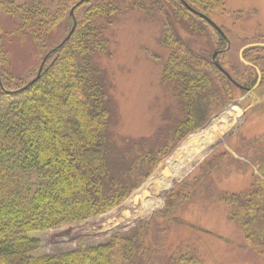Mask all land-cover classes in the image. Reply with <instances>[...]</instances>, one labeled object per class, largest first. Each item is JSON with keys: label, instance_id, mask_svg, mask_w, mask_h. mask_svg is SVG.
I'll return each mask as SVG.
<instances>
[{"label": "trees", "instance_id": "trees-1", "mask_svg": "<svg viewBox=\"0 0 264 264\" xmlns=\"http://www.w3.org/2000/svg\"><path fill=\"white\" fill-rule=\"evenodd\" d=\"M16 1L0 4L17 22L7 37L29 38L39 50L43 69L39 79L23 89L32 79L7 74L1 67L7 56L0 46V264H114L116 253L131 264L143 253L142 227L130 237L115 234L106 243L54 255L43 252L45 233L101 217L122 204L187 134L204 126L234 100V91L242 89L212 61L194 53L175 34L166 11L157 8L164 17L160 43L168 51L161 61V82L170 86L182 117L165 132L160 130L151 143L121 138L123 147L118 149L110 129L113 109L105 77L94 59L106 53L107 33L122 11L120 4L128 0H57L54 7L38 0L14 6ZM164 1L192 33L213 32L218 39L216 59L225 57V39L182 4L208 17L225 12V0ZM66 13L64 34L57 41L52 33L60 30ZM74 20L73 33L60 45ZM3 34L0 26V41ZM263 50L246 48V70L239 73L227 70V62L218 63L249 88L258 73L264 77V58L259 55ZM248 147L257 170L250 190L223 199L229 220L238 223L250 249L263 254L264 134ZM169 264L202 263L193 251L177 248Z\"/></svg>", "mask_w": 264, "mask_h": 264}, {"label": "rangeland", "instance_id": "rangeland-1", "mask_svg": "<svg viewBox=\"0 0 264 264\" xmlns=\"http://www.w3.org/2000/svg\"><path fill=\"white\" fill-rule=\"evenodd\" d=\"M11 1L0 0V4ZM38 1L47 7L57 2ZM120 8L107 33L110 45L106 53L94 59L105 77L113 109L110 129L118 149L123 147L121 138L151 143L160 130L165 132L182 117L170 86L161 82V61L168 51L160 43L164 17L157 12L159 8L166 11L175 34L194 53L212 61L213 53L218 52L213 32L206 29L203 34L192 33L164 0H128ZM225 10L208 16L229 43L225 57L215 60L227 62V70L239 73L246 70L240 51L264 44V0H225ZM66 22L67 13L60 30L52 33L58 35L57 41L64 34ZM0 26L4 33L0 46L7 56L1 67L13 77L33 79L40 66L39 50L26 36L7 37L17 28V22L4 14L1 5ZM259 55L264 58V50ZM263 134L264 77L260 75L255 89L234 91V100L204 126L187 134L122 204L101 217L45 233L43 252L54 255L79 246L103 244L115 234L130 237L142 227L143 253L131 264H169L177 248L193 251L202 264H264V253L253 252L238 223L229 220L223 199L250 190L252 174L257 170L248 146ZM207 135L210 141L204 153L189 151L203 145ZM183 162L187 163L183 174L171 178L173 165ZM113 263L125 264L118 253Z\"/></svg>", "mask_w": 264, "mask_h": 264}, {"label": "water", "instance_id": "water-1", "mask_svg": "<svg viewBox=\"0 0 264 264\" xmlns=\"http://www.w3.org/2000/svg\"><path fill=\"white\" fill-rule=\"evenodd\" d=\"M184 8H186L188 11H190L191 13H193L194 15L200 17L201 19L205 20L223 39H225L226 41V44H227V47H226V50L228 49V46H229V43H228V40L226 39V36L224 35V33L222 32V30L216 26L208 17H206L205 15L201 14V13H198L196 12L195 10H193L192 8H190L186 3L182 2ZM70 16L73 17V10L70 11ZM75 26H76V22L74 20V23H73V26L71 28V30L69 31V33L67 34V36L64 38V40L60 43V45H63V43H65L69 37L71 36V34L73 33L74 29H75ZM253 47V46H263L264 47V44H255V45H249L245 48H243L240 53H239V56H240V60L246 65L247 63H245L242 59V53L243 51L248 48V47ZM218 52H214L213 55H212V63L214 64V66L221 72L223 73L226 78L232 83L234 84L235 86H237L238 88L246 91V92H250L252 91L253 89L256 88V86L258 85V82L260 80V74L258 73V77H257V82L256 84L251 87V88H245V87H242L240 86L237 82H235L231 76L220 66V64L218 63V61L215 60L216 56H217ZM42 69H43V61L41 62L40 66H39V70H38V73L37 75L35 76V78H33L26 86L23 87V89H25L26 87L34 84L40 77L41 75V72H42Z\"/></svg>", "mask_w": 264, "mask_h": 264}, {"label": "bare ground", "instance_id": "bare-ground-1", "mask_svg": "<svg viewBox=\"0 0 264 264\" xmlns=\"http://www.w3.org/2000/svg\"><path fill=\"white\" fill-rule=\"evenodd\" d=\"M224 117V116H223ZM220 121V123H221V120H219ZM218 120H217V123L219 122ZM205 138V140H203V145L202 144H200L201 146H199L198 147V149H197V146H195V147H193V148H191V149H189V151H191V150H193V153H196L197 151H199L198 153H204V150L206 149L205 148V146L208 144V142L207 141H210L209 140V136L207 135L206 137H204ZM189 153V152H188ZM204 155V154H203ZM195 156V154H193L192 155V157H194ZM181 163V162H180ZM174 164L173 165V170H172V173H171V178L172 177H175V178H179L182 174H183V172H184V170H185V168H186V166H187V163L186 162H183L182 164ZM168 185H165L164 186V188H166ZM147 205L149 204V203H146ZM145 204V205H146ZM147 205L145 206V208H148L147 207Z\"/></svg>", "mask_w": 264, "mask_h": 264}]
</instances>
